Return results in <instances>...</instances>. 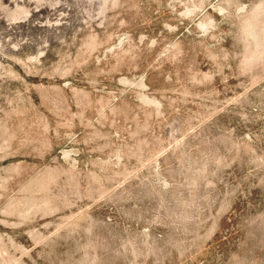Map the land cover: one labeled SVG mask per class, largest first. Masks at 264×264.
<instances>
[{"label": "rangeland", "instance_id": "obj_1", "mask_svg": "<svg viewBox=\"0 0 264 264\" xmlns=\"http://www.w3.org/2000/svg\"><path fill=\"white\" fill-rule=\"evenodd\" d=\"M0 264H264V0H0Z\"/></svg>", "mask_w": 264, "mask_h": 264}]
</instances>
